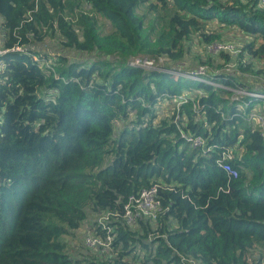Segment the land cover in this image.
Here are the masks:
<instances>
[{
  "label": "trees",
  "instance_id": "trees-1",
  "mask_svg": "<svg viewBox=\"0 0 264 264\" xmlns=\"http://www.w3.org/2000/svg\"><path fill=\"white\" fill-rule=\"evenodd\" d=\"M0 20L3 47L23 48L0 55V264H264V143L250 120L264 98L249 95H264L258 0H0ZM224 27L249 39L215 66L207 53L214 85L127 63L180 61L188 41L221 42ZM49 37L100 56L50 57L36 49ZM185 91L195 100L178 117L157 115ZM227 149L232 179L219 165ZM153 184L155 221L110 222V251L70 257L65 236L83 224L104 236L89 215L121 213Z\"/></svg>",
  "mask_w": 264,
  "mask_h": 264
},
{
  "label": "built area",
  "instance_id": "built-area-1",
  "mask_svg": "<svg viewBox=\"0 0 264 264\" xmlns=\"http://www.w3.org/2000/svg\"><path fill=\"white\" fill-rule=\"evenodd\" d=\"M258 4L260 7H264V0H258ZM1 23V20H0ZM1 31H0V39H1ZM22 51L23 48L20 46H13L11 48H5L0 43V55L8 52V51ZM207 50L209 52H219V51H227L231 53L233 56L237 55L238 49L236 46L231 42H215L212 44L207 45ZM162 60V65H153V59L142 56V55H135L129 56L127 59V63L131 66H138L145 70H161L166 73L173 74L176 77H183L194 81H202L205 83H209L214 85L215 83L209 80L206 76L209 75L211 68H208L205 65L198 66L196 68H179L175 70L171 68V66L165 65V59L162 57H158ZM157 59V58H156ZM169 62H178V61H169ZM0 66H2V62H0ZM169 67V68H168ZM226 71H230L235 73V69L231 68L230 64L225 67ZM225 72V71H224ZM216 73V72H214ZM251 96L262 97L264 95L249 93ZM194 95L190 92H183L179 95H173L170 97H162L159 102L161 103H171L173 102L174 105V114L178 117V110L179 106L184 103L194 102ZM250 120H253L256 124H258L260 134L263 139L264 143V104L262 109L255 110L250 114ZM181 136L185 137L186 139L191 142L193 147L200 146L204 147V140L200 137H190L186 136L184 133L181 132ZM232 158V149H227L223 155L222 160L220 161L219 165L222 169L228 174L229 179L236 178L238 176L237 170L228 162ZM162 187L160 184H153L149 188H144L136 194H131L128 196L126 201L123 204L122 212L121 213H108V214H101L100 219L98 220L97 226H101V229L105 231L104 236L97 235L93 232V227L91 225L84 224L83 227L87 229L84 235V244L87 248L90 249H107L111 247V243L113 240V226L109 225L110 222H115L120 220L123 224L127 226H135L139 220H148V221H155L159 215L163 211L161 198L159 195V189ZM119 217V219H117ZM182 263L181 264H199L195 260L191 258H187L182 256Z\"/></svg>",
  "mask_w": 264,
  "mask_h": 264
},
{
  "label": "rangeland",
  "instance_id": "rangeland-1",
  "mask_svg": "<svg viewBox=\"0 0 264 264\" xmlns=\"http://www.w3.org/2000/svg\"><path fill=\"white\" fill-rule=\"evenodd\" d=\"M219 28V26H218ZM222 34V41L221 42H231L234 45H237V47H240L243 40H248V36L241 33L237 28H229L224 27L221 29ZM36 49H38L42 54L46 53L50 57H56L57 55H63L66 56L69 60H76V61H86L93 58H96L100 55H96V52H80L75 50H70L61 44V40L57 37H49L43 42H40L36 45ZM207 53L209 51L207 50V45H204L203 43H200L197 41V38L194 39V41H188L186 44V51L184 57L178 61V62H165L166 66H171V68L178 70L179 68H196L201 65H205L208 68H211L212 66H215L217 64H220L223 61L221 57H219L218 52H211L215 54L213 57V65L211 66L208 63H201V61H205L207 57ZM102 57L108 56L107 54H101ZM152 58V57H149ZM128 59V58H127ZM153 59V65H162V60L159 58H152ZM54 61V60H53ZM231 68H238V65L234 60L229 62ZM228 64V65H229ZM255 68H264V63L262 61L256 60L254 61ZM227 65V66H228ZM169 68V67H168ZM213 69V68H212ZM176 77V76H175ZM257 81H261L264 79V76H259L256 78ZM254 83L257 84L255 79H251ZM251 84V82H250ZM238 92H235V94L232 96L233 99L239 98L236 97ZM174 103H161L158 102L156 104V113L159 117L163 116H171L174 110ZM257 109H262L263 105H257ZM174 114V113H173ZM108 213H119L117 211H103L101 214H108ZM101 214H94L89 215L88 221L89 223H94L95 225L98 224V220L100 219ZM84 225V224H83ZM83 225L73 234L69 236H65L64 240L67 243L66 252L70 255V257L74 260H81L84 257H89L92 254L87 253V247L84 244V235L87 231L86 228L83 227ZM94 233V231L92 232ZM106 250L110 251L111 247L107 248ZM91 252H95V249H90ZM257 255V254H256ZM96 255L92 256L93 257ZM83 264H87V262H84Z\"/></svg>",
  "mask_w": 264,
  "mask_h": 264
}]
</instances>
